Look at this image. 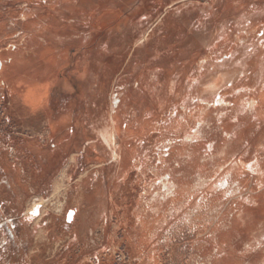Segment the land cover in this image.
Here are the masks:
<instances>
[{"label":"rangeland","instance_id":"obj_1","mask_svg":"<svg viewBox=\"0 0 264 264\" xmlns=\"http://www.w3.org/2000/svg\"><path fill=\"white\" fill-rule=\"evenodd\" d=\"M184 1L0 0V60L23 37L67 22L74 35H99L90 50L76 46L60 71L32 66V75L60 79L69 66L74 96L57 99L77 100L78 77L105 62L100 44L113 47L126 16L157 17ZM214 36L165 35L166 43L183 40L156 44L164 52L153 57L139 49L135 59L154 70L155 87L143 82L134 105L117 112L108 82L89 97L91 117L83 119L78 104L74 135L57 141L34 135L46 132L48 120L20 105L19 90L0 87V264H141L121 220L136 204L155 215L145 238L153 264H264V35H235L218 50ZM128 56L112 54L106 63L119 67ZM108 127L113 149L125 151L121 165L103 141ZM165 156L167 182L160 181ZM154 165L160 178L146 175Z\"/></svg>","mask_w":264,"mask_h":264},{"label":"crops","instance_id":"obj_2","mask_svg":"<svg viewBox=\"0 0 264 264\" xmlns=\"http://www.w3.org/2000/svg\"><path fill=\"white\" fill-rule=\"evenodd\" d=\"M248 2L251 1L185 0L181 6L179 4L168 6L165 12L157 17L152 13H150L152 16L131 13L125 17L124 22H121L114 29L115 44L113 47L112 43L100 44L101 55L106 57H104L105 62H99L96 69L86 67L84 70L85 73L87 72L84 74L85 78L79 79L78 77L79 98L76 100L71 97L66 102L58 100L57 95L61 93L60 95H66V97L69 95L74 96L73 91H69V81L74 89L73 84H75L76 77L74 73L72 74L73 71H70V67L68 66L63 70L67 74L66 77L60 79L59 76L55 78L51 74L37 73L32 75V66H40L38 71H43L41 67L45 65L51 72L60 71V63H69V61L72 63L76 46H79L81 50H90L92 45H95L93 40H100V37H98L99 35H74L75 28L69 22L65 23L66 27L62 29L51 27L46 34L44 32L45 35L23 37L18 44V48L14 47V51L10 50L11 48L6 49L12 54L8 63L6 62V50L2 51L4 57L0 60V87H3L4 84V87L19 90L17 97L20 105L34 115L42 113L43 118L48 120L46 132L43 134H41L42 132L33 133L34 135H49L53 137L51 141H57L58 137L74 135V119L78 104L83 106L80 107L84 109L85 116L83 119L91 117L90 107L89 105L86 106L90 102L89 97L100 96L102 89L107 86L108 82L112 81L111 86L115 89L110 95L109 104L111 110L117 109V112L120 111L121 105H134V102L140 96V92L142 93L140 88L143 86V82H148V85L150 84L152 88L155 87L154 70H145L138 64L135 57L141 48L144 54L153 57L163 53L164 48L172 47L175 43L179 44L183 40L178 37L177 41L166 43L169 38L167 39L165 35H215L213 39L216 43L211 47L216 50L223 46L229 48L232 41L235 40V35H242L243 37L245 35H264V4L255 2L250 5ZM192 8L194 10H190ZM161 35L162 37H160ZM156 44L158 48L165 44L166 47L156 52L158 50L154 47ZM112 54L115 57L129 56L123 65L110 67L106 61L108 60L107 57ZM88 56L91 58L92 55L89 54ZM139 71L141 73L143 71V73L139 75ZM69 72L70 74H68ZM175 86H179L177 82ZM144 102L148 103L150 101L145 99ZM114 105H119V108L114 107ZM114 114L116 113L113 111L109 119L113 120ZM120 115L121 112L118 117ZM109 128L106 130H109ZM110 130L115 135L114 128H110ZM33 134L23 133V136ZM105 145L107 146L106 143ZM168 157H164L165 161L160 168L163 171L160 181L163 182L170 179V170H167L169 159L166 158ZM159 173L161 172H157L154 165L146 175L152 174V177L160 178L158 177ZM129 202V200H123L124 205ZM136 205L127 206L121 212L122 217H124L121 219L122 223L127 228L126 240L130 248H135L138 257H143L140 261L141 264H153L150 260L153 258L151 253L148 254L145 250L148 247L145 244L147 242L145 238H147L149 232L155 231L151 228L155 215L148 208H142L141 204ZM127 208H129L128 213L125 212ZM78 223L77 228L81 221H78Z\"/></svg>","mask_w":264,"mask_h":264},{"label":"bare ground","instance_id":"obj_3","mask_svg":"<svg viewBox=\"0 0 264 264\" xmlns=\"http://www.w3.org/2000/svg\"><path fill=\"white\" fill-rule=\"evenodd\" d=\"M213 86V85H212ZM216 87V86H215ZM218 88V87H217ZM217 88H215V89H217ZM214 90V89H213ZM104 136H103V141H104V143H106L107 144V146H108V148H109V150L113 153V155H115V157H116V160L119 162V165H121V163L125 160V151H123L122 149L121 150H114L113 149V146H115L114 145V141H113V131L112 130H106V133H104L103 134ZM117 147V146H116ZM111 154V153H110ZM111 156H112V154H111ZM115 160V159H114ZM117 164V163H116ZM64 181H65V179H63ZM82 182V181H81ZM62 184H63V182H62ZM60 187H59V185H58V187H57V189H59ZM120 192V191H119ZM84 193V192H83ZM89 193V192H88ZM90 194V193H89ZM84 195V194H83ZM82 195V196H83ZM90 196V195H89ZM114 201V200H113ZM79 203H81V202H79ZM117 205V204H116ZM77 216V215H76ZM77 218V217H76ZM79 220V219H78ZM80 221V220H79ZM75 222H76V220H75ZM79 224V223H78ZM81 224V223H80ZM77 227V226H76Z\"/></svg>","mask_w":264,"mask_h":264},{"label":"water","instance_id":"obj_4","mask_svg":"<svg viewBox=\"0 0 264 264\" xmlns=\"http://www.w3.org/2000/svg\"><path fill=\"white\" fill-rule=\"evenodd\" d=\"M73 215H74V212L73 211L70 212L69 217H68V222L72 221Z\"/></svg>","mask_w":264,"mask_h":264}]
</instances>
